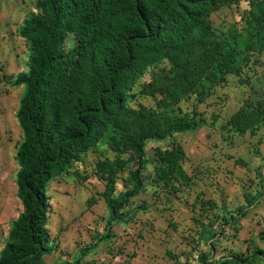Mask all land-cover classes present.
Returning <instances> with one entry per match:
<instances>
[{
  "label": "trees",
  "instance_id": "16d2710c",
  "mask_svg": "<svg viewBox=\"0 0 264 264\" xmlns=\"http://www.w3.org/2000/svg\"><path fill=\"white\" fill-rule=\"evenodd\" d=\"M242 2L249 3L245 28L219 35L212 15ZM18 36L28 49L27 70L0 81L7 89L24 88L15 154L22 211L12 222L0 264H49L47 258L60 248L48 228L50 183L88 153L106 148L115 155L100 159L96 168L105 183L101 197L110 227L129 221L131 200L145 188L149 143L165 145L153 150L152 183L166 195L191 186L187 154L176 136L208 121L180 105L203 103L230 76L248 83L246 68L254 56L264 55V0H36ZM138 95L155 106L141 104ZM219 118L213 114L212 124ZM263 124L264 102L258 101L245 102L222 127L246 136ZM127 170L120 191L118 180ZM234 219L222 221L229 226ZM111 237L108 231L100 241ZM95 247L53 264H81ZM231 255L216 264H247L264 259V250ZM209 256L201 261L209 264ZM173 261L181 264L178 257Z\"/></svg>",
  "mask_w": 264,
  "mask_h": 264
},
{
  "label": "rangeland",
  "instance_id": "374dc122",
  "mask_svg": "<svg viewBox=\"0 0 264 264\" xmlns=\"http://www.w3.org/2000/svg\"><path fill=\"white\" fill-rule=\"evenodd\" d=\"M36 0H0V79L27 70L28 49L18 36V28L35 8ZM249 3L222 8L211 17L219 35L233 27L246 26ZM147 74L140 84L148 80ZM247 82L240 84L230 76L204 102H183L184 113H202L208 124L190 133L176 136L188 161L185 170L192 178L190 187L166 195L153 183L154 148L165 146L151 142L146 151L148 166L143 172L145 188L131 200L127 223L108 224L111 214L101 197L105 183L96 174L100 159H114L106 148L88 153L50 183L48 228L59 243L49 264L63 258L72 261L80 250L95 246L81 264H216L231 254L264 250V124L255 133L239 136L222 125L245 102H264V55L254 56L245 70ZM141 86L134 87L139 93ZM24 88L7 89L0 81V251L9 242L12 222L22 211L16 177V142L21 128L16 119ZM137 100L154 107L151 98ZM220 118L212 124V115ZM132 169V165H130ZM126 171L119 177L118 189H124ZM263 187V188H262ZM209 218V220H208ZM222 218H236L227 226ZM200 223L207 225L203 229ZM110 231L111 238L100 241ZM238 232V233H237ZM215 235V236H212ZM212 236V238H211ZM242 252V253H240ZM258 260V258H254Z\"/></svg>",
  "mask_w": 264,
  "mask_h": 264
},
{
  "label": "crops",
  "instance_id": "0c3cea01",
  "mask_svg": "<svg viewBox=\"0 0 264 264\" xmlns=\"http://www.w3.org/2000/svg\"><path fill=\"white\" fill-rule=\"evenodd\" d=\"M249 251H250L249 247H247L246 254L242 253V252H240V253H242L244 255V257H247V256H249ZM247 264H264V259H258V260L251 259Z\"/></svg>",
  "mask_w": 264,
  "mask_h": 264
}]
</instances>
